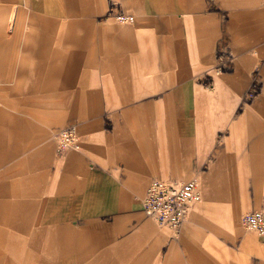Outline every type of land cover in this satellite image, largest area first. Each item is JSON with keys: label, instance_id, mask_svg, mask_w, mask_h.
I'll use <instances>...</instances> for the list:
<instances>
[{"label": "crops", "instance_id": "obj_1", "mask_svg": "<svg viewBox=\"0 0 264 264\" xmlns=\"http://www.w3.org/2000/svg\"><path fill=\"white\" fill-rule=\"evenodd\" d=\"M192 177L178 234L145 215ZM253 209L264 0H0V264H264Z\"/></svg>", "mask_w": 264, "mask_h": 264}, {"label": "built area", "instance_id": "obj_2", "mask_svg": "<svg viewBox=\"0 0 264 264\" xmlns=\"http://www.w3.org/2000/svg\"><path fill=\"white\" fill-rule=\"evenodd\" d=\"M119 22L132 23L134 18L123 10L115 13ZM58 150L78 149L80 139L74 126L62 128L57 135ZM202 199L200 180L198 177L187 181L152 179L147 185L140 203L147 217L156 224L168 226L179 233L189 215L190 206ZM247 231L264 236V209H253L241 217Z\"/></svg>", "mask_w": 264, "mask_h": 264}]
</instances>
